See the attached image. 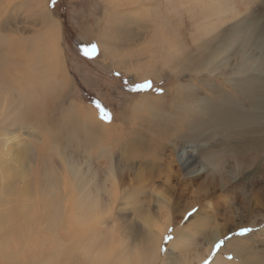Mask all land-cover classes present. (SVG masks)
I'll list each match as a JSON object with an SVG mask.
<instances>
[{
	"label": "rangeland",
	"instance_id": "rangeland-1",
	"mask_svg": "<svg viewBox=\"0 0 264 264\" xmlns=\"http://www.w3.org/2000/svg\"><path fill=\"white\" fill-rule=\"evenodd\" d=\"M195 1L173 0L169 5L166 0H140L115 9L111 0H55V4L52 0H43L50 20L56 22L60 31L61 67L68 81L65 80L66 86L56 95L62 110L60 120L66 127L63 133L69 127L64 112L90 108L109 128L106 134L113 142L112 153L119 171H127L133 164L122 163L121 148L114 145L129 142L134 132L143 135L140 156L155 157L164 163L153 170L149 165H140L137 174L131 173L124 184L118 185L119 202L115 212L99 222L102 237L107 241L111 232H123L128 242L126 249L130 245L135 248L139 242L133 237L135 230L144 236L148 230L158 231L169 220L166 234L170 232L172 240L160 244L165 248L161 255L166 264L172 259L182 260L181 264H197L199 259L203 260L199 264H223V260L229 264H264V0H232L234 6L224 8L218 18L211 10L214 2L229 0H206L208 12L205 14L202 5ZM33 2L0 0V26L3 24L0 37L7 44L13 32L29 42L43 34V30H38L44 27L36 17L39 11L34 14L36 11L31 10ZM112 11L128 14L126 20L130 26L126 27L130 34L122 32L116 38L110 57L94 40L100 41L99 32ZM157 23H162L166 30H156ZM240 24H244L242 31H239ZM45 40L50 43L48 35ZM103 40L104 49L113 41L110 36ZM166 41L171 45L169 53L180 56L182 51L190 55L195 61L194 67H186L181 60L168 64L167 51L160 45L165 47ZM92 44L97 46V51L88 53ZM146 62L150 67L142 69ZM145 82L152 86L140 90L139 86ZM249 84L256 94L252 99L242 91ZM217 95L226 107L227 103L238 108L234 128L247 120L249 112L254 113L255 120L246 123L252 129L245 138L235 136L230 140L233 128L226 133L214 129L202 132L194 119H190L189 128L194 126L192 133L197 138L189 139L191 133L187 141L176 140L175 135L182 136L178 125L170 138L159 139L160 142L149 129L163 116L171 115L174 96L182 103L200 102L194 110L197 112L204 100H216ZM146 100L153 102L148 108L143 103ZM97 104L109 112L110 122L102 119ZM34 126L41 140L46 134L41 135ZM159 143L163 145L161 149ZM183 149L189 150L187 157H192L194 167L203 170L200 175H189L190 169L178 161L183 157H180ZM79 151L69 150L87 170L91 163L90 151L85 154ZM37 152L32 153L34 160L43 154ZM50 154L54 155L53 159L57 157L53 152ZM30 155V152L23 153L22 161H28ZM47 165L38 167L49 174L56 173L54 167ZM38 167L35 165L38 171L35 180L39 185ZM244 229L250 231L240 235ZM234 239L241 240L239 255L227 248L228 242ZM174 242L179 243L172 247Z\"/></svg>",
	"mask_w": 264,
	"mask_h": 264
},
{
	"label": "bare ground",
	"instance_id": "bare-ground-1",
	"mask_svg": "<svg viewBox=\"0 0 264 264\" xmlns=\"http://www.w3.org/2000/svg\"><path fill=\"white\" fill-rule=\"evenodd\" d=\"M111 1L115 9L140 2V0ZM166 2L172 5L173 0ZM195 2L202 5L203 14L208 12L205 9L206 0ZM31 6L32 12L36 11L34 14L39 11L36 17L40 21L39 25L44 27L38 30H43V34H38L29 42L25 37L10 32L12 36L9 44L0 37V264H152L157 247L160 246L171 224L169 220L158 231L148 230L144 236H141L143 233L140 230H135L133 237L139 241L138 246L132 248L130 245L128 249H126L127 237L123 236V232H111V237L107 241V238L102 237L99 222L115 212L119 202L118 185L124 184L125 178L131 173L137 174L138 166L149 165V169L153 170L164 163L155 157L149 159L140 156L144 139L143 135L134 132L129 142L114 143L116 148H121V162L133 164V167L127 169L129 172L119 171L112 153L113 142L106 134L109 128L90 108L77 109L78 112L75 110L64 112L69 127L68 132L63 133L66 127L60 120L59 114L62 110L56 95L68 81L65 79L66 72L61 67L63 53L58 46L60 31L56 22L50 20V13L47 8L45 10L43 0H34ZM233 6L232 0L227 3L214 2L211 10L218 18L224 8ZM112 12L99 32L102 36L100 41L94 40L98 48L110 57L113 53L111 45H114L116 38L122 32L130 34L129 27H126L129 25V21L127 23L126 20L128 14ZM243 25H239V31L244 29ZM2 26L3 24L0 27ZM162 27V23L156 24V30H166ZM47 35L50 43L45 40ZM106 36H110L113 41H109L111 44L104 49L102 43H104L103 37ZM160 45L167 51L168 64L173 62L176 64V60H181V64H185L186 67H194L195 61L190 55L182 51L180 56L169 53L171 45L167 41L164 43L165 47L162 43ZM198 58L200 60L201 57ZM122 64L121 62L120 65ZM146 67H150V63L146 62L141 66L142 69ZM144 72L141 71L143 76ZM242 91L251 99L256 95L251 84L244 86ZM219 95L216 96V100H204L202 109L197 110L199 114L194 110L201 105L200 102L182 103L174 96L171 115L163 116L154 125L151 124L149 129L156 133L157 140H165L172 131L177 130L178 125L182 136L175 135V137L180 142L182 139H188L187 136L193 132L194 126L189 128V122L190 119L192 121L194 119L197 120L199 130L202 132L214 129L215 132L226 133L233 128L230 140L235 136L245 138L252 129L246 123L255 120L254 113L249 112L247 120L234 128V119L239 110L232 104L226 103L228 105L226 107ZM54 99H56L55 103ZM143 103L147 108L153 104L151 100ZM34 125L41 135L46 134L41 140L35 133ZM183 132H186V135L183 136ZM195 133L201 134L196 130ZM152 136L150 139L153 141ZM192 138L197 136L192 133L189 139ZM158 146L159 149L160 146L163 147L160 143ZM70 148H73V151L82 150V154L90 151L91 163L87 170L78 163L79 158L69 152ZM239 149L242 151L241 147L237 150ZM33 151L35 155L37 151H42L43 154L39 159L34 160ZM28 152L31 153L28 161H22V154ZM50 152L57 157L53 159L54 155ZM180 153V157H183L178 161L186 169H190L189 175L198 176L203 172L194 167L195 162L192 157H187L189 150L183 149ZM47 164H50L51 169L54 167L56 173L49 174L42 167H38ZM35 165L41 172L39 185L35 180L38 173ZM216 171L214 169L213 172ZM163 203L166 205L165 201ZM150 219L151 217L148 220L149 227L153 226ZM172 226L175 227L173 224ZM219 236L216 235L214 240L216 241ZM239 242L240 239L230 240L227 248L239 255L241 254ZM178 243H172V247ZM131 251L132 253L129 254ZM176 261L172 259L170 264L182 262V260ZM201 261L203 260L199 259L197 264ZM222 263L229 264L226 260ZM156 264H166L164 255H160Z\"/></svg>",
	"mask_w": 264,
	"mask_h": 264
},
{
	"label": "snow or ice",
	"instance_id": "snow-or-ice-1",
	"mask_svg": "<svg viewBox=\"0 0 264 264\" xmlns=\"http://www.w3.org/2000/svg\"><path fill=\"white\" fill-rule=\"evenodd\" d=\"M52 3L55 4V0H52ZM97 51V46L95 44H92L91 47L89 49H87V52L88 53H95ZM152 85L150 82H145V84L143 85H140V90H143L145 88H150ZM97 109L99 110L100 114H101V117L102 119L105 121V122H110L111 121V116L109 114L108 111H106L100 104H97L96 105ZM191 215V214H189ZM250 231L249 229H244L243 232L240 233V235H244L246 232ZM172 240V236H171V233L168 232L164 237H163V240H162V243L166 242V241H171ZM216 247H219V245H216ZM165 252V248L164 247H161V246H158L157 247V252H156V256L153 257V260H152V264H156V261L160 258V255L162 253Z\"/></svg>",
	"mask_w": 264,
	"mask_h": 264
}]
</instances>
